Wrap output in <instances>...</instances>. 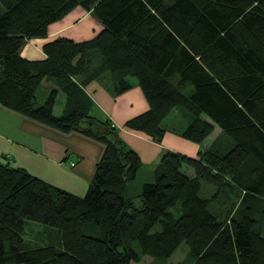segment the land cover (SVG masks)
<instances>
[{
    "label": "trees",
    "instance_id": "16d2710c",
    "mask_svg": "<svg viewBox=\"0 0 264 264\" xmlns=\"http://www.w3.org/2000/svg\"><path fill=\"white\" fill-rule=\"evenodd\" d=\"M0 3V104L104 146L83 195L0 158V264H146L155 257L176 264L168 259L183 241L191 264H264V0ZM79 4L99 17L100 31L80 41L57 36L43 44V59L21 54L30 37L47 35L49 23ZM106 72L115 95L134 77L149 103L127 128L161 142L165 119L178 108L187 121L178 133L200 144L196 156L164 149L138 203L128 186L141 156L85 90ZM44 79L59 88L38 103ZM60 90L64 108L55 114ZM215 124L234 141L226 151L215 142L201 146ZM203 181L218 188L202 196ZM235 188L237 200L218 216L211 204ZM30 220L49 225V243H27Z\"/></svg>",
    "mask_w": 264,
    "mask_h": 264
},
{
    "label": "crops",
    "instance_id": "0c3cea01",
    "mask_svg": "<svg viewBox=\"0 0 264 264\" xmlns=\"http://www.w3.org/2000/svg\"><path fill=\"white\" fill-rule=\"evenodd\" d=\"M86 13H79V18ZM72 21L49 24L47 35L30 37L23 46L21 54L29 59L45 58L43 44L57 36H65L61 33L65 27L74 23ZM104 76L110 78L111 75L106 72L101 77L89 80L85 84V90L99 109L119 126L120 135L125 142L141 156L143 165L139 168L136 178L139 174L147 173L142 184L145 181L155 180L159 159L164 149L182 150L167 142L165 137L161 142H157L142 132L127 128L126 120L147 110L149 103L134 77H129L134 83L131 88L115 95L109 89L110 83L107 84V77ZM42 82L59 88L52 79H44ZM58 95L65 96V93L60 90ZM56 103L54 112L61 114L64 106L57 108ZM209 144L204 140L201 146L207 147ZM195 146V152L190 155H197L200 145ZM103 148L100 141L82 133L63 132L0 104V158L7 159L12 165L27 169L53 185L83 195L93 179L96 163L102 155ZM132 184L133 180L129 183L128 192ZM262 230L264 234V227Z\"/></svg>",
    "mask_w": 264,
    "mask_h": 264
},
{
    "label": "rangeland",
    "instance_id": "374dc122",
    "mask_svg": "<svg viewBox=\"0 0 264 264\" xmlns=\"http://www.w3.org/2000/svg\"><path fill=\"white\" fill-rule=\"evenodd\" d=\"M2 9V5L0 3V10ZM87 12L85 15H83L81 18H79V13ZM79 18V19H78ZM73 20L72 24L65 27V30L61 33L65 36L71 37L77 41L84 40L87 38H91L94 36L103 26L101 20L99 17L92 11L88 10L85 5L79 4L72 8L69 12H67L64 16L61 18L52 21L51 23L57 22L58 24H61L63 22H68ZM49 23V24H51ZM49 26V25H48ZM109 78V77H108ZM53 87L48 83L42 82L40 86L37 88V101L38 103H43L47 96L49 95L51 89ZM65 96L64 95H58L57 96V103L56 107H62L64 106L65 102ZM165 122L167 124V131L165 140L169 143H172L175 148L178 150H182L180 152H187L189 155L195 152V145H200L197 141L183 137L181 134L178 133V130L183 128L187 121L184 120L182 116V110L181 109H175L173 112H171L167 118L165 119ZM180 137L182 140H180ZM184 139V140H183ZM206 142H209L210 144L212 142H215V148L220 149L221 151L228 150L234 143L233 139L226 133L221 132V127L218 124H215V129L212 132L211 135H209L206 139ZM209 144V145H210ZM198 153V152H197ZM196 154V153H195ZM194 156V155H191ZM189 169V170H188ZM185 170L189 172H193L192 167H186ZM147 173L139 174V176L133 180V184L129 188V194L135 195L136 193L140 192L141 185L146 177ZM217 185L212 184L207 181L202 182V186L200 189V195L202 196H209L217 189ZM236 188L233 192L229 195L230 198H228L227 195L221 196V198H218L211 204V210L216 212L218 216L222 217L225 215L227 209L233 204L234 200H237V192ZM136 198V199H135ZM133 197V199L138 203L140 200L137 198V196ZM49 227V225L43 224L38 221L30 220L27 224V229L25 233L26 241L28 244H46L49 243L48 238L46 237L49 230L45 229ZM160 224H157L153 227V230L159 229ZM55 240H58L56 236L53 237ZM192 253L190 250V245L187 241H183L178 248L174 251V253L170 256L168 259L169 262H175L176 264H191L193 262L192 259ZM163 261L162 258L155 257L149 263L146 264H161ZM8 264H24V263H12L10 260H8ZM145 264V263H144Z\"/></svg>",
    "mask_w": 264,
    "mask_h": 264
},
{
    "label": "built area",
    "instance_id": "2783aa9c",
    "mask_svg": "<svg viewBox=\"0 0 264 264\" xmlns=\"http://www.w3.org/2000/svg\"><path fill=\"white\" fill-rule=\"evenodd\" d=\"M74 162H72V164H73Z\"/></svg>",
    "mask_w": 264,
    "mask_h": 264
}]
</instances>
